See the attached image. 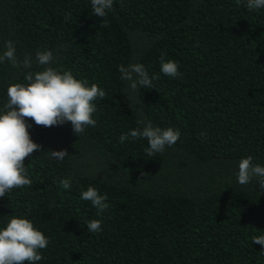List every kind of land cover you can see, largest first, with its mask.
I'll use <instances>...</instances> for the list:
<instances>
[{"label":"trees","instance_id":"1","mask_svg":"<svg viewBox=\"0 0 264 264\" xmlns=\"http://www.w3.org/2000/svg\"><path fill=\"white\" fill-rule=\"evenodd\" d=\"M102 19L91 0H0V55L11 40L18 59H33L31 69L0 63V112L8 86L42 70L37 49L54 53L49 66L106 92L93 102L95 126L79 136L70 122L26 118L42 150L25 159L32 185L0 197V228L12 216L30 219L49 239L36 264H264V246L252 242L264 234V190L237 180L242 158L264 166V8L114 0L109 27ZM161 54L178 63L180 78L161 72ZM130 63L158 77L131 101L118 71ZM138 118L180 139L153 157L146 139L120 143L143 127ZM65 149L63 160L49 156ZM65 178L69 189L60 187ZM89 186L107 194L102 215L81 199ZM92 219L101 231H88Z\"/></svg>","mask_w":264,"mask_h":264},{"label":"clouds","instance_id":"2","mask_svg":"<svg viewBox=\"0 0 264 264\" xmlns=\"http://www.w3.org/2000/svg\"><path fill=\"white\" fill-rule=\"evenodd\" d=\"M237 5L244 3L249 10L264 8V0H235ZM114 0H91L92 14L101 17L100 27H109L108 13L113 9ZM65 20L69 15H65ZM6 50L0 55V63L8 61L12 67L31 69L33 59L31 55L22 60L16 55L15 44L8 40ZM161 54L160 70L163 74L180 78L182 76L179 65L174 60L165 59ZM51 50H39L35 53V61L42 70L29 71L25 76L27 83H12L7 88V102L0 112V197L6 196L15 188L31 186L32 180L25 167V159L42 146L36 143L30 135L26 118L34 121L35 125L43 127L61 126L67 122L72 125V131L79 136L89 126H95L93 113L97 99H103L106 92L97 84L90 86L86 81L77 79L71 71L60 72L51 65L54 61ZM120 79L127 81L124 93L131 101L132 94L141 88H154L153 80L141 63H130L118 66ZM130 107L132 105L130 104ZM133 109V107H132ZM134 111V109H133ZM137 127L129 133L121 134L120 143H124L130 136L133 139H146L148 147L145 152L148 157L162 153L166 147L173 146L180 139V132L171 127L162 129L153 126L151 121L137 119ZM69 153L67 150H51L49 156L56 160H63ZM253 158L248 156L239 162L237 180L240 185H246L253 179L260 189L264 190V166L253 164ZM147 175V173H141ZM60 187L69 189L70 180L59 181ZM8 196V195H7ZM81 199L90 201L98 214H103L109 208L107 194L101 195L95 187L89 186L82 190ZM88 231H101L102 221L92 219L87 221ZM252 242L264 246V234L255 235ZM49 239L36 228L33 222L23 216H12L6 226L0 228V264H36L43 259L40 250L46 249Z\"/></svg>","mask_w":264,"mask_h":264}]
</instances>
